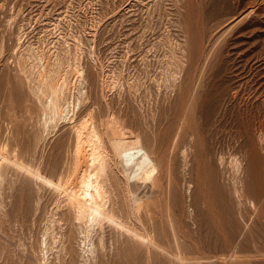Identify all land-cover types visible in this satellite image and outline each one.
I'll return each mask as SVG.
<instances>
[{
	"label": "rangeland",
	"instance_id": "obj_1",
	"mask_svg": "<svg viewBox=\"0 0 264 264\" xmlns=\"http://www.w3.org/2000/svg\"><path fill=\"white\" fill-rule=\"evenodd\" d=\"M31 44L48 55L57 49L72 73L80 63L88 100L76 119L91 113L107 125L112 116L130 130L128 138L144 137L143 144L155 152L156 183L140 179L135 192L150 204L142 221H149L147 229L157 241L171 248L180 244L188 258L222 260L238 249L250 258L247 264H264V0H0V149L58 180L73 157L76 119L51 129L44 125L43 105L20 68L28 64ZM175 71L176 85L170 78ZM112 157L115 179L104 184L113 188L108 190L112 204L126 212L130 199L120 188L125 176ZM233 157L245 164L238 173L232 171ZM11 168L5 177L9 184L4 180L9 189L2 190L15 194L4 195L2 227L9 233L0 228V264H43L35 247L42 238L43 213L55 206L58 191ZM239 173L245 176L239 178L242 183ZM112 182L129 203L118 201ZM121 236V247L110 245L106 252L114 254L105 252L107 259L101 255L98 262L148 264L144 245ZM73 252L60 260L72 264ZM152 256L151 264L153 259L170 264L167 255ZM55 258L50 261L63 264ZM214 258L213 264L220 263Z\"/></svg>",
	"mask_w": 264,
	"mask_h": 264
},
{
	"label": "bare ground",
	"instance_id": "obj_2",
	"mask_svg": "<svg viewBox=\"0 0 264 264\" xmlns=\"http://www.w3.org/2000/svg\"><path fill=\"white\" fill-rule=\"evenodd\" d=\"M29 49H31V52H30L28 60H26L28 64L27 65L20 64V68H21V70H23L26 73L27 78L30 80V83H31L30 87L32 88L33 93L35 94L36 98L43 105L42 109H43V115H44V120H45V122H44L45 124L44 123L43 124L51 129V128H54L55 126L59 125L60 121L62 122V120H65V121L66 120H70V121L75 120L76 116H78V112H79L80 108H82L84 103H86L88 100L87 90L85 89V86H84L85 85V78H84L85 74H84L83 68L79 65L80 63H78V66H76L77 63H76V65L74 64V66H76V67L73 69V73H72V69H69V64L67 63L65 57H63L61 54H59V52H56L57 49L54 50L52 52V54H50V55L46 54L41 49V47L35 46L34 44H31ZM58 51H60V49ZM66 58H68V57L66 56ZM73 62H76L75 59ZM71 64H72V61H71ZM171 70L173 71L175 69L171 68ZM176 71L173 72V75L170 76V78L172 77V81L175 83V85H176V82H177L178 77H179V75L178 76L174 75V73L177 74ZM168 72H170V71H168ZM71 73H72V75L70 77ZM166 75H167V73H166ZM168 75L166 76V78L169 77ZM170 78H169V80H170ZM190 80H192V79H189V81ZM260 81H261V78H260ZM166 82H168V81L166 80ZM172 83H170V84L172 85ZM174 83H173V85H174ZM248 85H250V84H248ZM260 88H262V87H260ZM260 88L258 90H261ZM245 89H246V87H245ZM189 91L191 92L192 90H189ZM254 91L255 90L253 89V92ZM262 91H263V89H262ZM231 92H232V90H231ZM238 93H239V90H236L235 95H237ZM262 93H264V92H262ZM256 94H258V93H256ZM238 97H239V94H238ZM241 97H242V95H241ZM233 98H234V96H233ZM248 101H247V103H248ZM261 101H262V99H261ZM254 102H256V101L254 100ZM238 111H239V109H238ZM111 117L109 120H111ZM109 120H108L109 123L107 122V120H104L108 123L107 125H104L106 123L103 124V120H102V123H99V120H95L94 116L91 113H89L85 116L83 115L82 117L79 118V120H78V118L76 119L75 125L73 127L74 132H75V137L73 138L74 144L72 145L73 157H71L72 160L70 161L69 166L67 165L68 167L65 168L66 169L65 172L64 173L62 172L63 175L61 174L60 178L58 180H55L53 178L54 176L53 177L48 176L40 168H38V167L35 168L34 167L35 165L33 166L31 163H26L24 160L18 161L17 159H14L15 154H14V157H11L6 150L7 148L6 149H0V228L4 229L3 231H5L4 226L6 224H4L3 221L6 218L4 220H2L1 217L3 214L5 215V213H4V209H5V205H6L5 200H7L6 198H8L6 196H8V194H9L12 197V195L15 194V193H13L11 195L9 193V191L7 192V195L4 194V190H6L4 187V185L6 186V184H4L5 183L4 180L7 181V179H8L6 174L9 173L10 169H14V168H11L12 166H14L20 170L25 171L24 174L28 173L37 181L42 182L46 185L49 184V185L53 186L56 189V191H58L57 194H58L59 198H58V200L56 198L57 201H56V203L54 202L55 206L52 207V209H50L48 207L49 211L47 214H46V210H45V213H43L44 214L43 216H46V217L44 220V223H45L44 228H42L43 229L42 238H40L41 236L39 237V239H40L39 248L35 247V250L39 249V251L41 253L40 254L41 260L40 259H38V260L40 262L42 261L41 263H43V264L49 263V261L52 258H55V256L59 257V260H60V256L63 257V255H62L63 253L68 254L69 252H73L74 250H75L74 252H75V255L77 256V259L79 258L78 257V255H79L81 257L80 260L81 259L83 260V261L81 260L82 264H91L92 262L93 263L95 262L94 264H98L99 263L98 261L100 260L101 255H104L101 258L102 260L107 259V258H104L105 252L110 247V245L112 246V245H115V243H117V242L119 243L120 238L118 237V234L123 235V236H121L122 238L125 236H128V238L132 239L131 241L136 242V244L138 246L144 245L145 247L144 246H142V247L146 248L145 254L147 252L146 257L148 258V264H151V258H154V256H152V252H154L156 255H160L161 257L164 255H167L169 257L170 264H210L209 263L210 260H211V263L213 264L212 259L215 256L214 257L212 256L213 257L212 258L211 256H206V255L203 256L202 255V256H197V257H193V258H188L183 253L184 250H182L183 248L181 247L180 244H177L175 248H171V247L166 246V245L160 243L159 241H157L156 240L157 238L156 237H155L156 239L154 238L155 232H154V235L152 236L151 235L152 231L150 232L147 229V222H148V228L149 229L151 228L149 225V221L147 219H146V222L143 219L144 223H146V226L143 225V228H142V226H140V223L143 222L142 221V214H143L142 212L146 211L147 209L149 210L150 204L146 200L141 198L140 195L138 193H136L135 191L138 188V183H139L138 181L140 179H144L145 182L156 183V180H157L156 178H158L157 174L159 171V167H158V163H157L158 161H157V158L155 159V157L153 155L155 152L149 150L143 144L142 140L144 139V137H142L143 139H141L140 138L141 136L140 135L138 136V134H137V137H135L134 139H130L131 137L128 138V136H127V134H129L130 130L129 131L127 130L128 133L126 132V127H124L123 122H122V125L125 129L123 127L122 128L119 127V124L121 123V121L119 123L117 122L118 125H116L117 123H114V120H111V122L113 121V123H110ZM119 120H121V118ZM45 126H44V129H46ZM246 133H247V131H246ZM112 156L116 157V160L119 164V168L125 176L124 186L121 183L122 187H120V188L122 190L124 187V192H126L125 196L127 194L129 199H130V201H129L130 204H128L129 207L126 210V212H123L125 209L124 206H122L123 207L122 208L123 210H122L121 208H119L120 206L117 207V206L113 205L114 203L112 204V202H111L112 198L110 199V193L108 192V190L110 191L113 188L107 190V188L104 184V180H105V183H110L114 177L113 172L115 171V166H114L115 164H114L113 160L115 158L113 159ZM233 158H232V160H233ZM21 159H23V158H21ZM27 162H28V160H27ZM233 164H234L235 170H232V171L233 172L236 171L235 173L242 171L243 166H245L244 162L242 165V159L240 161L236 157L233 160ZM248 164L246 166L247 168L249 166ZM9 167H10V169H9ZM7 168L9 169L8 172L6 171ZM231 169H233V168H231ZM118 170L119 169H117V174L119 175L118 172H120V170L119 171ZM245 170H246V168L244 167V171H243L244 173L243 174H245ZM11 172H14V171H11ZM19 173H20V171H19ZM114 173H116V172H114ZM240 174L241 173H239V177L237 174L238 182L240 181L239 178L241 176L245 177L243 174L242 175H240ZM115 176H117V175L115 174ZM5 177H7V179H5ZM105 177H108L107 179L108 180L110 179L111 181L109 180V182H108V180H106ZM232 177H231V179H232ZM235 177H236V174H235ZM246 178H249V176L248 177L246 176ZM114 179H115V177H114ZM123 180H124V178H123ZM234 180H233V182H234ZM9 181H11L10 183L12 185L13 181L11 180V178L9 179ZM241 181H242V179H241ZM15 182L16 181H14L13 183L15 184ZM118 182H119V180H118ZM238 182H237V185L235 186V188L239 189V187H241V186L238 187ZM7 183H8V181H7ZM115 183H116V186H118L117 180H115ZM232 184H234V183H232ZM11 185H9V186H11ZM17 185H18V183H17ZM109 185H111V184H108L107 186H109ZM112 185L115 189L116 186L113 184V182H112ZM156 186H157V184H156ZM244 186L246 188L247 184L245 185L243 183V187ZM3 188H4V190H2ZM6 188H8V187L6 186ZM11 188H13V187H11ZM245 188H244V190H245ZM116 189H117V187H116ZM116 189H115V192H117ZM151 189H152V187H151ZM119 191L120 190L118 188V192H117L118 196L117 197L115 196L116 198H118V201L120 199L119 197H121V191L120 192ZM244 192L246 193V190ZM119 193H120V195H119ZM235 193H238V191ZM4 195L6 198L4 197ZM122 195H124V193ZM111 197H113L112 194H111ZM116 198H114L115 203H116ZM121 200L125 201L126 199L121 197ZM6 203H8V202H6ZM156 203L152 206L154 207L156 205ZM125 204H127V203H125ZM122 205H123V203H122ZM6 207H8V206H6ZM126 208H127V206H126ZM261 213H263V211ZM152 216H153V212H152ZM5 217H6V215H5ZM143 218H144V216H143ZM145 218H146V216H145ZM43 219H44V217H43ZM2 222L4 225L3 227H2ZM107 229H108V231L111 230V232H114V235L116 233L117 239H116V237L113 236V234H112V236L111 235L109 236ZM153 230H154V228H153ZM2 232L0 231V234H2ZM251 236H252V234H251ZM118 238H119V241H118ZM128 238H127V242H130V240L128 241ZM254 238L255 237L253 236V239ZM39 239H38V242H39ZM234 240H236V239H234ZM255 240H253V241H255ZM134 242H132V243H134ZM255 243H256V241H255ZM257 243H259V242H257ZM5 245H8V244L5 243ZM119 245L121 247L120 243H119ZM258 245H261V244H258ZM122 246H124V242H123ZM196 246H197V244H196ZM115 247H116V245H115ZM130 247H131V245H130ZM261 247H263V246L261 245ZM117 248H118V245H117L116 249ZM210 248H211V246H210ZM4 249H6V247L4 248V245H3L2 252ZM76 249H77L78 255L76 254L77 253ZM113 249L114 248H112V250ZM240 251H242V250L235 249L230 254H223L222 260H221V258H218L219 256L215 257L214 260L215 261L219 260L220 263H214V264H221L222 261L224 262V264H247V263H249L250 261H248V260L250 258L245 259ZM256 251L258 253V249H256ZM33 252H35L34 249H33ZM117 252L118 251L116 250L115 255L118 254ZM73 253L72 254L70 253V254L73 255ZM108 253L109 254H107V252H106V255H110L111 252L109 251ZM127 253H129L128 250H127ZM34 254L35 253H33V255ZM36 254H35L36 256H39L38 252ZM70 254L68 256H70ZM111 254H114V253L112 252ZM197 254L199 255V253H197ZM259 254H260V252H259ZM33 255H31V256H33ZM75 255L73 256V259L71 261L72 264L74 263V261H76L75 264H78L77 259L76 260L74 259ZM263 255H264V253H263ZM68 256H67V259L69 258ZM126 256H127V254H126ZM221 256H222V254H221ZM106 257H111V256H106ZM114 257H116V256H114ZM154 259L152 260L154 262L152 264L156 263V261ZM55 260H57V259L55 258ZM55 260H53V262H55ZM62 260H60V261L63 263ZM205 260H207L208 263H205L204 262ZM102 262L104 263V261H102ZM165 262H166V260H165ZM50 263L54 264V263H52V261H50ZM68 263H66V264H68ZM157 263L161 264L160 261H158ZM57 264H59V263H57ZM112 264H114V262Z\"/></svg>",
	"mask_w": 264,
	"mask_h": 264
}]
</instances>
